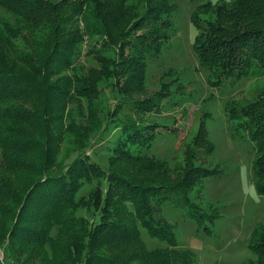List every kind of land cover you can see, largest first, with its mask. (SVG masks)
<instances>
[{"label": "trees", "instance_id": "1", "mask_svg": "<svg viewBox=\"0 0 264 264\" xmlns=\"http://www.w3.org/2000/svg\"><path fill=\"white\" fill-rule=\"evenodd\" d=\"M170 1L0 0L16 19L13 30L0 24L4 264H169L176 256L184 264L186 258L195 264V253L181 249L171 229L163 231L155 212L167 205L186 210L197 231L212 232L219 215L201 210L185 192L219 173L196 163L199 149L214 150L207 134L208 116L201 117L192 137L193 146L186 152L190 160L184 158L178 169L146 155L159 132L132 117L155 113L171 97L163 91L142 106L135 98L145 88L147 55L160 54L170 38L166 18L174 10ZM226 5H215V14L194 15L199 30L194 52L212 83L264 70V0H233ZM138 9L146 13L136 20L135 32L149 30L129 37L132 11ZM85 39L103 47L91 48L95 66L89 69L76 61L75 54ZM111 49L117 60L107 58ZM103 78H109L108 86L116 92L107 101L101 90L107 85L101 84ZM107 107L124 113L126 120L116 127L126 164H113L110 158L109 174L88 155L91 143L104 135ZM226 111L233 134L244 131L254 143L253 179L264 197V89L253 109L233 106ZM102 173L110 183L103 190L106 195L99 187L83 195L86 184L101 182ZM90 200L95 221L80 213ZM142 228L166 245L148 248ZM247 248L253 257L244 264H264L263 223L253 228Z\"/></svg>", "mask_w": 264, "mask_h": 264}, {"label": "rangeland", "instance_id": "2", "mask_svg": "<svg viewBox=\"0 0 264 264\" xmlns=\"http://www.w3.org/2000/svg\"><path fill=\"white\" fill-rule=\"evenodd\" d=\"M129 1L138 2V0ZM232 1H170L169 5L174 9L166 17L172 28L170 38L163 44L160 54L147 55L145 88L139 91L135 98L142 106L153 101L163 91L170 92L171 97H168L164 105L159 110L156 109L153 114L132 115L133 119L140 124L153 127L152 131L155 133L159 132L155 141L146 150V155L153 160L167 161L173 169L181 164L184 158L186 161L190 160L191 156L186 152L191 151L192 139L201 123V117L204 114L208 116L207 134L215 145L214 150L199 149L200 151L196 153L198 159L196 163L199 162V167L219 173L200 182L189 191L186 189L185 192L201 210L213 217L219 215L214 221L212 232L206 234L202 230L197 231L196 224L187 218L186 210L167 205L161 213L157 210V213L155 212L157 216L158 214L161 216L160 223L163 231L171 229L174 237L177 236L180 248L190 249L195 253V264H244L253 257L247 248L251 232L258 223L264 224V197L256 190L252 172L254 143L244 131L240 132L241 135L233 134L232 123L228 120L226 111V107L231 110L233 106H242L247 109L255 107L257 96L264 89V70H254L240 79L230 78L223 83H212L208 79V74L199 67L194 52L195 40L199 35V30L194 23V15L202 11L213 14L216 10L215 5H226ZM207 2H211L212 5H207ZM145 13L143 9L132 11L127 36L134 37L135 34L137 36L148 32L149 28L136 32L134 30L136 20ZM0 24L6 29L13 30L16 27L15 17L2 6H0ZM93 47L103 49L101 45H96L88 39L80 42L75 48L76 61L84 64L87 69L95 66L90 53ZM115 48L118 49V45ZM106 56L108 59H118L112 49L106 53ZM173 79H176L174 84L169 85V81ZM103 80L101 84L106 82L107 85H102L101 90L106 92L103 100L107 101L109 97L113 98L116 92L115 88L109 87L111 84L109 78L106 80L103 78ZM114 108H106L107 122L102 132L104 135L100 134L99 139H95L91 143V148L88 149L91 161L99 164L106 174L113 170L110 167V161L116 162L117 165L126 164L121 159L123 155L120 153L122 152L120 140L123 138L120 130L116 129L122 124L121 119L125 120V114H117ZM115 167L117 168L116 165ZM100 178L99 184L96 180L92 184H86L82 194L88 196L95 187L96 189L99 187L102 188V196L106 195L107 192L104 193V191L110 183L103 173ZM93 202V200L86 201V208L80 209V213L88 216L89 221L94 220L96 213ZM130 208L133 209V207ZM141 231L148 248L166 245L161 240L149 237L145 229L142 228ZM135 246L139 248V251L142 249L140 245ZM4 255V251L0 249V256H3V259H0L2 264L5 261ZM169 264L184 263L176 256V261ZM186 264H189L187 258Z\"/></svg>", "mask_w": 264, "mask_h": 264}, {"label": "built area", "instance_id": "3", "mask_svg": "<svg viewBox=\"0 0 264 264\" xmlns=\"http://www.w3.org/2000/svg\"><path fill=\"white\" fill-rule=\"evenodd\" d=\"M0 259L2 260L3 259V256H0Z\"/></svg>", "mask_w": 264, "mask_h": 264}]
</instances>
